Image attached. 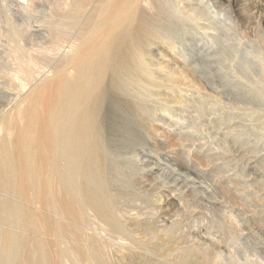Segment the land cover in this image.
Wrapping results in <instances>:
<instances>
[{"label":"rangeland","instance_id":"rangeland-1","mask_svg":"<svg viewBox=\"0 0 264 264\" xmlns=\"http://www.w3.org/2000/svg\"><path fill=\"white\" fill-rule=\"evenodd\" d=\"M12 1L46 40L24 48L0 0V264H264V0ZM97 54L91 174L19 184L18 111Z\"/></svg>","mask_w":264,"mask_h":264},{"label":"bare ground","instance_id":"bare-ground-1","mask_svg":"<svg viewBox=\"0 0 264 264\" xmlns=\"http://www.w3.org/2000/svg\"><path fill=\"white\" fill-rule=\"evenodd\" d=\"M147 2L150 3V0ZM148 5L149 4H147V6ZM16 6H14V3L12 0H10V1L6 0V5H5V7L3 6L4 8L2 9L3 14H5L6 21L8 23H10V25L12 26L11 27V33H15V35H16V36H14V35L13 36L18 38V42L22 43L23 47L27 48V49H30L28 47H29V42L32 41L31 37H34V39H35L34 42H35L36 46H40L43 43H45L43 41L46 40L45 39L46 35L43 36L41 33H39L42 36H40L39 34H38L39 36H36V34L31 32L32 31L31 29L33 28L32 23L36 19L35 15H32V12L31 13L29 12V10H30L29 8H25V7L19 8ZM174 8H176V7H174ZM124 9L126 10V8H124ZM178 12H179V10H178ZM110 14H111V12H110ZM38 22L41 24L43 23L41 19H39ZM4 29H6V28H4ZM3 33H5V32H3ZM47 47H49V46H47ZM51 48L52 47L50 45V49ZM56 49L59 50V46H56ZM39 52L41 53V51H39ZM29 55L30 54H28L27 56H29ZM50 57H52V56H50ZM105 61H106V58H104L102 60L101 58H99V54L91 55L89 58H86V59L84 57V60L82 61L81 64L74 66L72 72L70 70V72L67 73L69 75H67V76L64 75L65 77L62 75L63 78H60V79H57V78L51 79L52 78L51 77L50 78L51 81H49L46 85H44V88H43L44 90H43L42 94L39 96L37 95L36 97H33V99L31 98L29 107L26 108L24 111H22V110L18 111L21 117L19 118V116H18L17 118H19V119L22 118V119L18 120L16 118L17 121H19V122L15 124V127L12 131L9 130V132H7V133H10V135H12V134L17 135L16 136L17 140L14 141V143L11 147L13 152H14L13 154H14L15 160L17 161V165L15 168L13 167L14 169H12V171L10 172V175L12 178L17 179L19 184L22 183L23 186H25L27 188L34 186L35 188H37L39 190V192H38L39 194L43 193L45 195V194H49L50 192H53V191H51L52 189L48 184L49 181H55L57 183V186H58L57 188L63 190L64 188L67 189V187L78 186L79 180H83V178L88 176L87 174H91L92 166L94 163V156L96 155V154H94V149H93L94 144H93L92 139H93V134L95 133V130H97L96 127L98 124L97 123L98 122V118H97L98 116H97V112L95 111V107H97L99 97L102 94V92L100 91L99 80H100L101 76H103V73H104V71H103L104 68L100 67V66ZM25 68H26V66H25ZM39 68L40 67L38 65V69ZM26 72H27V70H26ZM19 73L21 74L22 72H19ZM33 79H35V78H33ZM23 83H25V82H23ZM22 86H24V85H22ZM25 88H26V86H25ZM31 89H32V87H31ZM30 97H32V96H30ZM22 105H21V107H22ZM31 106H32V108H31ZM17 109L18 108H16V110ZM17 113H16V116L18 115ZM14 117H15V115L13 116V118ZM16 119H15V121H16ZM13 120L14 119H12V116H11L10 121H13ZM6 125H7V123L6 124L4 123L5 128H6ZM0 126H3V125H0ZM1 128L2 129H0V132H2L1 130H3V127H1ZM5 133H6V131H5ZM12 136H11V138H12ZM0 143H1V139H0ZM9 143H10V141L8 140V144ZM0 151L2 152L3 149L2 150L0 149ZM8 152H10V151H8ZM36 152H37V154H35ZM10 153H12V152H10ZM0 155H2V154H0ZM2 164H3V162H2ZM2 164H1V166H3ZM1 166H0V168H2ZM53 187H54V185H53ZM84 188H86V187H84ZM59 189H57V191ZM20 193H21V191L18 190V187L16 185H14L12 187V190L10 191V194H11L10 198L17 197L19 200L26 199V197H24V195L20 194ZM70 194H71V192H70ZM29 195H30V197L27 200V201H30V202H28L29 205H31L32 203H35V205H38V207L40 206V204L44 205V203L40 199H38V201H37V203H39V204L36 203V200L34 202L33 193H28L27 196H29ZM65 196H66V193H65ZM7 197H9V196H7ZM20 203H22V202H20ZM88 203H86V204H88ZM56 204H58L62 209H65L66 212H67V209L70 210L69 205H68L69 201L64 199V198L59 199L58 203H56ZM93 206H94V204H93ZM70 207L72 208L73 206H70ZM40 208L41 207H39V209ZM10 211L13 212V210H10ZM79 212H81V210ZM83 213H86V212H83ZM69 215L71 216V214H69ZM76 216H78V215H76ZM76 216H75V219H78L79 217L76 218ZM62 220H63V218H62ZM6 224H8V223H6ZM96 231H97V229H96ZM56 245H55V247H56ZM12 249H9V250L11 251Z\"/></svg>","mask_w":264,"mask_h":264}]
</instances>
